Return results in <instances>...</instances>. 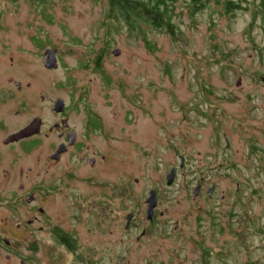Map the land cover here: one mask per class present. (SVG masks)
<instances>
[{
	"label": "rangeland",
	"instance_id": "rangeland-1",
	"mask_svg": "<svg viewBox=\"0 0 264 264\" xmlns=\"http://www.w3.org/2000/svg\"><path fill=\"white\" fill-rule=\"evenodd\" d=\"M225 1L173 0L172 36L113 25L106 0H0L2 62L18 52L17 78L39 69L40 91L102 118L91 147L112 154L94 183L70 182L88 208L103 195V233L89 212L86 231L102 264H264V1L232 0L230 13ZM45 48L56 68L44 70ZM150 190L158 216L148 225ZM62 264L86 263L65 252Z\"/></svg>",
	"mask_w": 264,
	"mask_h": 264
},
{
	"label": "flooded vegetation",
	"instance_id": "flooded-vegetation-1",
	"mask_svg": "<svg viewBox=\"0 0 264 264\" xmlns=\"http://www.w3.org/2000/svg\"><path fill=\"white\" fill-rule=\"evenodd\" d=\"M6 48L0 42V263L62 264L67 252L86 264L89 260L102 264L103 246L91 240L87 246L86 231L88 212L98 218L97 226L104 219L103 195L96 194L88 208L80 203L85 202V195L70 188L74 179L94 183L96 172L112 154L91 147L92 139L102 134V118L87 108L79 111L78 101L71 95L66 102L50 95L48 89L40 91L34 86L39 69L33 74L34 70L27 68L25 77L17 78L20 54L9 55L4 64ZM42 65L44 70L53 69L45 66L44 52ZM30 125V133L18 136ZM198 186L199 194L202 184ZM213 187L207 189L208 196ZM75 196L80 197L79 203ZM107 200L116 202V196ZM108 207L113 212L118 204ZM157 216L154 208L148 225ZM134 218L131 215L125 223L126 230ZM109 221L107 232L113 233L117 217H109ZM146 232L143 228L135 241Z\"/></svg>",
	"mask_w": 264,
	"mask_h": 264
},
{
	"label": "trees",
	"instance_id": "trees-1",
	"mask_svg": "<svg viewBox=\"0 0 264 264\" xmlns=\"http://www.w3.org/2000/svg\"><path fill=\"white\" fill-rule=\"evenodd\" d=\"M39 1L40 4L46 2ZM172 2L173 0H106V19L113 25L117 21H122L129 30L140 31L141 23L148 24L156 29H164L174 36V25L171 22ZM239 7V4L232 0L223 3L225 13L233 12ZM37 41L38 45H42L40 40ZM96 65L99 66L97 60Z\"/></svg>",
	"mask_w": 264,
	"mask_h": 264
},
{
	"label": "water",
	"instance_id": "water-1",
	"mask_svg": "<svg viewBox=\"0 0 264 264\" xmlns=\"http://www.w3.org/2000/svg\"><path fill=\"white\" fill-rule=\"evenodd\" d=\"M111 53L114 55H117L119 52L117 49H113V50H111ZM44 56H45V66L48 68H56L57 62H56V57H55V49L54 48H46L44 50ZM59 104H60V101L57 100L56 106L58 107ZM32 128H33V125L26 127L24 130L20 131L18 136L26 135V134L30 133L32 131ZM180 159H181L180 165H182V157H180ZM174 176H175V168L171 167L169 172L166 175V183L168 185L172 182ZM198 190H199V186H197L194 189V196L198 193ZM155 205H156V192H155V190H150L149 196L146 199V219L147 220H150L152 218V214H153ZM130 219H131V214H128L126 216V223L127 224L130 221Z\"/></svg>",
	"mask_w": 264,
	"mask_h": 264
}]
</instances>
